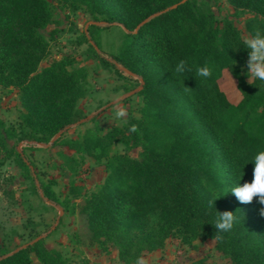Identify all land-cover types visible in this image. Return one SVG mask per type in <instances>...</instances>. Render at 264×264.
I'll return each mask as SVG.
<instances>
[{"label":"trees","instance_id":"1","mask_svg":"<svg viewBox=\"0 0 264 264\" xmlns=\"http://www.w3.org/2000/svg\"><path fill=\"white\" fill-rule=\"evenodd\" d=\"M55 1L120 25L129 41L113 60L142 80L139 119L73 144L95 162L104 160L107 173L97 190L77 204L89 243L103 252L116 248L122 264H137L169 238L188 246L204 238L215 241L228 264H264V216L259 212L264 206L257 198L242 203L231 192L222 196L264 145V87L259 90L258 82L249 83L243 73L248 57L243 47L233 49L243 40L237 27L190 0ZM227 2L253 14L245 23L250 36L264 30V0ZM52 19L46 0H0V87L16 89L23 109L20 139L29 143H47L59 132L62 137L81 119L76 104L85 94L84 70L69 69L72 62L65 58L40 68L49 50L41 31ZM180 60L187 70L177 76L174 67ZM205 62L216 70L202 81L194 67ZM223 72L236 80L240 99L235 104L219 88ZM114 143L139 146L141 156L110 155ZM253 168L252 162L245 165L241 183L252 180ZM217 211L235 212L239 223L215 234L211 224ZM10 253L0 247V257L5 256L0 264H32L31 254L40 264H65L42 238Z\"/></svg>","mask_w":264,"mask_h":264},{"label":"rangeland","instance_id":"2","mask_svg":"<svg viewBox=\"0 0 264 264\" xmlns=\"http://www.w3.org/2000/svg\"><path fill=\"white\" fill-rule=\"evenodd\" d=\"M46 1L53 19L41 31L49 50L40 68L65 58L72 62L69 69L84 70L85 94L76 104L81 119L66 128L55 144H50L51 139L41 143L47 147L29 143L20 139L23 109L16 89L0 87V247L10 253L42 236L44 245L58 251L65 264H122L116 248L103 252L89 243L83 218L77 213V204L103 183L105 161L97 163L78 153L73 144L82 142L87 134L102 137L141 117L140 79L120 71L113 60L129 38L120 25L96 21L84 7L73 9L55 0ZM190 1L202 11H212L218 21H231L242 39L250 37L245 23L252 13L234 10L227 0ZM90 22L96 27L91 28ZM218 85L230 103L239 101L232 75L223 72ZM118 112L123 115L117 117ZM141 152L139 146L114 143L109 153L139 158ZM31 262L40 264L34 254ZM195 263L228 264V260L216 250L212 239L197 238L188 246L169 238L162 249L145 254L137 262Z\"/></svg>","mask_w":264,"mask_h":264},{"label":"clouds","instance_id":"3","mask_svg":"<svg viewBox=\"0 0 264 264\" xmlns=\"http://www.w3.org/2000/svg\"><path fill=\"white\" fill-rule=\"evenodd\" d=\"M243 47L247 51L246 60V76L248 82L257 81L259 90L264 87V30L257 29L253 35L237 42L233 49ZM186 64L184 60L176 63L174 71L177 76H180L186 71ZM216 70V65L212 62H205L202 66L194 67L195 77H199L202 81L210 78ZM194 77V78H195ZM117 117L123 115L122 112L116 113ZM131 130L135 131L136 126L132 125ZM249 162L254 164L253 178L250 182L241 183L245 172L244 168ZM242 166L238 181L229 189L225 190L223 195L231 192L242 203H250L254 198H257L258 203L264 206V145H260L256 152L252 155L249 161ZM221 196V197H222ZM216 199L209 201L214 206ZM215 207V206H214ZM260 215L264 216V207H261ZM239 223V217L233 211H217L214 224H211L215 229V234L228 232ZM217 238H220L217 236Z\"/></svg>","mask_w":264,"mask_h":264},{"label":"water","instance_id":"4","mask_svg":"<svg viewBox=\"0 0 264 264\" xmlns=\"http://www.w3.org/2000/svg\"><path fill=\"white\" fill-rule=\"evenodd\" d=\"M183 1H185V0H183ZM174 7H175V6H174ZM156 15H158V14H155V15H153L152 17H154V16H156ZM90 24H94V23L90 22ZM119 69H120V71L124 72V73L127 74L128 76L133 77V78H136L135 75H133L132 73L128 72V71L125 70L124 68H119ZM140 83H141V87H142V80H140ZM141 87H140L138 90H140ZM129 95H130V94H129ZM120 99H121V98H120ZM120 99L116 100L115 103L118 102ZM61 133H62V132H59L58 134H56V135L50 140V144L54 143V142H55V141L61 136ZM38 145H40V146H42V147H43V146H45V147L48 146V145H43V144H38ZM41 238H42V236L36 238V239L33 240L32 242L27 243V244H25V245H23V246L17 248V249L14 250L12 253L17 252V251L20 250V249H24V248H26L27 246H29V245H31L32 243H34V242L40 240ZM10 254H11V253H10ZM3 257H5V256H3ZM3 257H0V259L3 258Z\"/></svg>","mask_w":264,"mask_h":264}]
</instances>
